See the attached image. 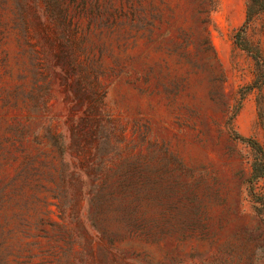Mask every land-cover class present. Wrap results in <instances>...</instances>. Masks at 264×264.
Segmentation results:
<instances>
[{
  "label": "rangeland",
  "instance_id": "obj_1",
  "mask_svg": "<svg viewBox=\"0 0 264 264\" xmlns=\"http://www.w3.org/2000/svg\"><path fill=\"white\" fill-rule=\"evenodd\" d=\"M211 1L0 0V264H264V0Z\"/></svg>",
  "mask_w": 264,
  "mask_h": 264
},
{
  "label": "trees",
  "instance_id": "obj_2",
  "mask_svg": "<svg viewBox=\"0 0 264 264\" xmlns=\"http://www.w3.org/2000/svg\"><path fill=\"white\" fill-rule=\"evenodd\" d=\"M208 3L212 5V1L208 0ZM252 12H248L249 17L251 16ZM232 138L237 139L245 145L249 146L252 150L255 151L256 153V161L252 164L251 167V176H250V182L256 181L257 179L261 178L264 175V163H263V151L261 146L254 140L248 139V138H243L240 136H237L233 131H230Z\"/></svg>",
  "mask_w": 264,
  "mask_h": 264
}]
</instances>
